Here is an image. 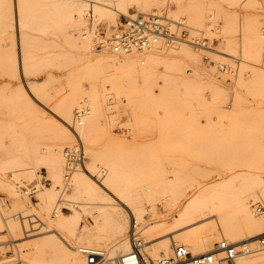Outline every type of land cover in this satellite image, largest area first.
I'll return each mask as SVG.
<instances>
[{
	"label": "rangeland",
	"instance_id": "1",
	"mask_svg": "<svg viewBox=\"0 0 264 264\" xmlns=\"http://www.w3.org/2000/svg\"><path fill=\"white\" fill-rule=\"evenodd\" d=\"M26 1L28 23L23 29L24 38H21L20 46L18 38H13V29L8 21L5 24L0 23V138L8 139L6 141L15 138L46 143L55 139L56 116L50 109L55 113L59 112V98L56 96L77 84H86L89 73L84 69L74 71L71 58L64 54L65 48L57 45V40L62 38V31L55 24L54 13L47 9V2ZM145 1L128 0L129 13H138L136 6ZM152 1L155 2L154 13L167 15L183 23L180 26H171V31L180 38L175 43L185 42L195 49L214 82L212 85L196 88L158 87L147 91L145 95L153 100L150 109L145 111V116L140 120H137L133 107L125 98L116 97L113 102L105 101L103 125L112 129L118 137L135 142L136 146L135 151L128 154L127 161L133 163L129 171L142 189V200L128 201L130 205L142 208L146 221L166 217L173 222L174 217L179 216L181 205L198 197L208 202L216 213L209 220L215 224L212 227L224 229L229 226L245 236L256 234L258 231L248 233L241 216L238 217L235 211L224 209V205L236 200L238 204L247 206L256 217L264 215V184L248 181L259 174L264 178V81L260 84L249 83L255 76L254 69L264 71V55L257 57L250 54L243 57L241 52L242 48L249 46L252 34L264 32V0ZM3 10L8 18V3ZM90 14L85 17L87 29L92 28L94 23ZM124 16L126 15L119 13L113 22L98 20L96 29L100 36L103 38L113 33ZM228 38L235 42V58L227 60L209 52L208 47L222 50L228 43ZM24 56L33 60L29 74L36 89L33 93L40 97L41 102L37 101V106L50 121L42 122L35 118L30 113L26 99L20 97L28 79L22 77L20 71L16 72L14 59ZM221 64L228 67L229 73L219 77ZM49 69L56 74L48 79L45 70ZM77 112H83L82 125L77 123ZM89 114L86 105L82 108L77 106L74 109L71 130L74 132L78 128V132L85 125V117ZM115 120H119L118 123L129 131H117ZM75 141L76 134L73 139ZM64 147L65 144L62 149ZM4 157V148L0 147V161ZM86 158L87 166L90 163L88 153ZM230 162H233V168L230 167ZM99 166L97 174L102 180L104 174L100 170L106 166L102 163ZM5 169L7 181L15 187V181L11 177L14 174L13 169L3 167L0 163V173ZM105 169L109 173L110 169ZM35 171L33 177L15 172V180H20L27 186L37 185L38 188L53 185L54 178L44 164ZM220 182L226 186L218 190H208ZM58 184L61 208L70 213L73 202H77L78 209L85 205L89 212L83 216V228L95 227L100 217L101 205L97 201L74 196L72 185L64 188L65 181L60 180ZM20 193L27 198L26 209L14 206L7 189L0 187V196L6 199L2 212L7 221H14L13 216L21 213L23 217L19 221L24 220L28 224V228L23 231L24 237L45 235L46 224L40 220L34 204L37 202L36 194L34 198H30L22 191ZM167 209L170 211L167 212ZM27 230L31 231L28 236ZM131 230L130 228L129 235ZM2 238L4 241L0 247L6 252L0 256V261L12 259L19 262L21 253L15 245L19 241H14L7 232L0 233V239ZM71 239L74 246L82 245L73 237ZM251 247L262 249L259 243ZM106 248L111 249L110 246ZM255 255L258 256H252V261L247 264H264V248L256 251Z\"/></svg>",
	"mask_w": 264,
	"mask_h": 264
},
{
	"label": "bare ground",
	"instance_id": "2",
	"mask_svg": "<svg viewBox=\"0 0 264 264\" xmlns=\"http://www.w3.org/2000/svg\"><path fill=\"white\" fill-rule=\"evenodd\" d=\"M43 1L48 4L47 9L54 13L55 20L54 17L53 20L62 31V38L57 40V45L65 48L64 54L71 58L74 71L81 69L88 71V82L65 89L56 96L59 98V112L55 113L50 109L56 116L55 139L52 142L43 143L40 140L15 138L6 141L8 139L0 138V147L4 148L5 152V157L1 158L0 163L3 167L13 169L14 174L11 177L16 185L20 180H15V172L33 177L36 174L35 169L41 164L48 168L54 178L52 186L38 188L37 202L34 203L40 216L37 217L46 224L45 235L24 237L23 231L28 228V224L27 221H19V218L23 217L22 214H15L14 221L9 222L1 208L0 233L7 232L14 241H19L15 245L21 254L19 262L9 259L0 261V264H88L87 257L81 252L83 247L104 251L111 262L137 253L147 260H159L171 257L177 242L187 244L194 254H204L212 252L223 240L229 244H236L243 251V254L236 257L234 264H247L252 261V256H258L255 255L256 251L264 248L262 243L264 215L256 217L247 206L238 204L236 200L231 201L224 205V209L235 211L238 217L240 215L248 233L258 232L245 236L229 226L216 229L212 227L215 224L209 221L210 217L216 215L211 205L205 200L194 197L181 205L178 210L179 216L174 217L173 222L166 217L146 221L143 218L142 208L134 207L128 201L132 199L140 202L143 193L134 181V175L129 171L133 163L127 161L128 154L135 151V142L118 137L112 129L103 125L105 124L104 105L107 100L113 102L116 97L125 98L133 107L137 120H140L145 116V111L150 109L153 99L145 93L151 89L158 87L184 89L212 85L214 81L208 75L207 68L203 66L199 53L188 43L176 44L175 40L180 39L179 37L163 38L150 48L130 52H114L108 46L99 48L103 38L96 29L98 20L113 22L119 13L132 16L133 14L129 13L128 0ZM6 3L9 10L8 18L3 12ZM26 4V0H0V23L5 24L6 20L8 21V25L13 29L14 40L18 38L19 46L24 38L23 29L28 23V16L25 13ZM154 5V1L146 0L136 7L139 12L158 15L153 12ZM90 7L92 12L89 10ZM87 14L94 18L93 27L90 29L85 27ZM205 44L206 42L202 46ZM234 44L235 42L228 38V43L222 50L211 47H208V50L210 49L209 52L216 56L230 60L237 56V51L233 49ZM241 52L243 57L250 54L257 57L264 55V32L252 34L249 46L242 48ZM32 64L33 60L26 56L18 60L14 59L16 72L20 71V75L28 79L20 97L26 99L30 113L35 118L47 122L50 120L37 106V101L41 102L40 97L33 93L36 89L29 78ZM223 65L220 66L219 77L222 76L221 74L229 73L228 67ZM254 70L255 76L249 83L260 84L264 81V71ZM45 71L48 79L56 74L54 70ZM85 105L90 114L85 117L86 123L79 128V134L78 128L73 132L70 127L73 123L74 109ZM76 118L77 123L80 119L84 123V119ZM75 134L76 141L73 142ZM78 141L83 143L85 155L88 153L90 156V163L85 169L70 172L62 147L64 144ZM100 163L110 169L109 173H104L102 180L97 174ZM233 165V162H230V167L233 168ZM105 168H101L100 172L103 169L106 171ZM259 176L249 178L248 181L262 185L264 178H261L262 174ZM68 179L74 196L88 198L101 205L100 217L95 227L83 228V216L89 212L85 205L78 209L77 202H73L70 213H66L59 205L58 183L60 180L68 181ZM223 186L226 184L220 182L212 185L208 190H218ZM0 187L7 189L14 206L27 208V198L20 193L21 190L7 181L6 169L0 173ZM64 188L66 189L65 186ZM5 204L6 199H3V205ZM169 211L167 209V212ZM130 228L132 230L129 235ZM29 232L31 231H26V236ZM71 237L82 245L74 246ZM3 241V238L0 239V244ZM256 243H259L262 249L251 247ZM246 244L250 248L249 253L244 252ZM105 246H110L111 249ZM5 252L3 247H0V256Z\"/></svg>",
	"mask_w": 264,
	"mask_h": 264
},
{
	"label": "built area",
	"instance_id": "3",
	"mask_svg": "<svg viewBox=\"0 0 264 264\" xmlns=\"http://www.w3.org/2000/svg\"><path fill=\"white\" fill-rule=\"evenodd\" d=\"M172 25L180 26L183 23L172 20L167 15L159 14L138 12L132 16H124L123 20L116 25L113 33L103 36L99 48L108 46L114 52L144 50L152 47L163 38L178 37L176 33L171 31ZM82 115L83 112H77L76 117L81 118ZM115 123L117 124V131H129L127 127L118 123V120H115ZM78 124L82 125L83 121L80 119ZM64 153L70 172L86 168V155L81 141L66 144ZM105 172L103 169L101 173L104 174ZM69 179L65 181V187H68ZM16 186L30 198H34L38 191L37 185L27 186L22 181H19ZM3 199L5 198L0 196V215L1 208L4 206ZM262 243H264V240H262ZM135 244H137V241H135ZM81 252L87 257L88 264H212L215 262H219V264H234L236 257L239 254H243V251L236 244H229L226 240L219 242L212 252L204 254H194L187 244L177 242L174 246L173 255L159 260H147L140 253H137L129 255L122 260L111 262L102 250L93 247H83ZM244 252H250L247 244L244 245Z\"/></svg>",
	"mask_w": 264,
	"mask_h": 264
}]
</instances>
